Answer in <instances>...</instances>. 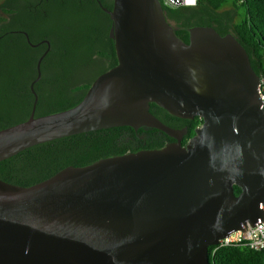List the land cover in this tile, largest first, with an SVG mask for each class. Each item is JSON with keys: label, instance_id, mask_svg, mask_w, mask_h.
Listing matches in <instances>:
<instances>
[{"label": "water", "instance_id": "1", "mask_svg": "<svg viewBox=\"0 0 264 264\" xmlns=\"http://www.w3.org/2000/svg\"><path fill=\"white\" fill-rule=\"evenodd\" d=\"M96 1L112 20L117 65L75 107L36 117L35 85L50 49L43 41L30 117L0 131V161L122 126L175 142L68 167L29 187L0 179V264H211V246L264 222L260 76L233 34L174 29L160 0H113L112 10ZM151 103L202 125L184 146L188 129L162 123Z\"/></svg>", "mask_w": 264, "mask_h": 264}, {"label": "trees", "instance_id": "2", "mask_svg": "<svg viewBox=\"0 0 264 264\" xmlns=\"http://www.w3.org/2000/svg\"><path fill=\"white\" fill-rule=\"evenodd\" d=\"M112 10L113 0H99ZM166 19L174 29L212 27L222 35L233 34L246 49L254 71L262 81L264 96V0H197L194 6L167 8ZM46 13L25 16L24 34L15 27L21 18L12 7L0 15V131L29 119L34 96L31 82L37 75L38 59L49 49L35 85L36 117L62 112L78 105L92 83L117 63L112 20L96 0H49ZM87 73H91L89 76ZM150 112L165 125L188 129L182 143L195 136L200 118L183 119L151 103ZM175 142L153 128L114 127L76 134L30 147L0 161V179L22 187L41 183L68 167H85L100 160L162 149ZM235 194L241 193L235 186ZM211 264H264V252L237 245L220 247Z\"/></svg>", "mask_w": 264, "mask_h": 264}, {"label": "built area", "instance_id": "3", "mask_svg": "<svg viewBox=\"0 0 264 264\" xmlns=\"http://www.w3.org/2000/svg\"><path fill=\"white\" fill-rule=\"evenodd\" d=\"M160 2L167 8H176L182 5L194 6L197 0H181L182 4L180 5H175L170 0H160ZM237 245L245 246L255 251L264 252V222L247 231L239 230L229 234L228 238L220 240L219 244L214 246L215 248L212 251V254H215L220 247Z\"/></svg>", "mask_w": 264, "mask_h": 264}, {"label": "flooded vegetation", "instance_id": "4", "mask_svg": "<svg viewBox=\"0 0 264 264\" xmlns=\"http://www.w3.org/2000/svg\"><path fill=\"white\" fill-rule=\"evenodd\" d=\"M49 0H0V11L2 13L3 8L12 7L13 14L18 18H21L15 27H20L19 33H27L24 29L25 25V16L34 14L36 17L39 14L46 13V5ZM51 47V45H50ZM51 50V48H50ZM45 53V52H44ZM43 55V54H42ZM37 76V75H36Z\"/></svg>", "mask_w": 264, "mask_h": 264}, {"label": "rangeland", "instance_id": "5", "mask_svg": "<svg viewBox=\"0 0 264 264\" xmlns=\"http://www.w3.org/2000/svg\"><path fill=\"white\" fill-rule=\"evenodd\" d=\"M0 15H3L2 13H1V11H0ZM91 73H87V75L89 76Z\"/></svg>", "mask_w": 264, "mask_h": 264}]
</instances>
